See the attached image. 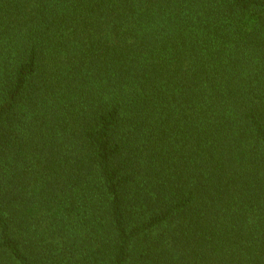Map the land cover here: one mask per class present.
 I'll use <instances>...</instances> for the list:
<instances>
[{
    "label": "trees",
    "instance_id": "obj_1",
    "mask_svg": "<svg viewBox=\"0 0 264 264\" xmlns=\"http://www.w3.org/2000/svg\"><path fill=\"white\" fill-rule=\"evenodd\" d=\"M0 264H264V0H0Z\"/></svg>",
    "mask_w": 264,
    "mask_h": 264
}]
</instances>
